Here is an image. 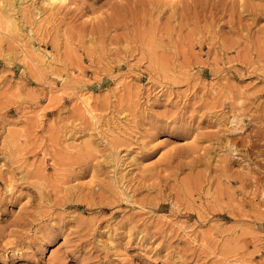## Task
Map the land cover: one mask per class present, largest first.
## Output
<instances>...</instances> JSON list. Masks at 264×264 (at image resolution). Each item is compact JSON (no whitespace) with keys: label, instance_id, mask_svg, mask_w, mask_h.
Wrapping results in <instances>:
<instances>
[{"label":"rangeland","instance_id":"1","mask_svg":"<svg viewBox=\"0 0 264 264\" xmlns=\"http://www.w3.org/2000/svg\"><path fill=\"white\" fill-rule=\"evenodd\" d=\"M71 2L84 7L29 9L21 44L0 37L14 76L0 88V151L26 180L23 195L43 192L21 206L0 201V264L35 251L46 264H100L125 226L130 245L170 259L254 264L261 237L248 229L264 206L237 202L226 165L235 129L264 112V0H248L244 14L235 0ZM24 48L52 54L51 66Z\"/></svg>","mask_w":264,"mask_h":264},{"label":"snow or ice","instance_id":"2","mask_svg":"<svg viewBox=\"0 0 264 264\" xmlns=\"http://www.w3.org/2000/svg\"><path fill=\"white\" fill-rule=\"evenodd\" d=\"M59 4L64 8L78 9L84 7V5H78L75 3H69V0H52V4H37L35 0H14L12 4H5L4 0H0V9H4L8 13L9 23H11L12 11L15 10L16 22L18 25L23 26L25 31H28V27L25 24V16L29 9L41 10L49 6H56ZM233 7L237 9L241 14H244L246 10L250 9L248 0H235ZM3 12H0V19L3 18ZM261 15L264 16V6H262ZM87 20L91 21L93 17L86 15ZM0 88L4 85H9L10 81H14V76L10 68V61L0 59ZM23 79L13 82L10 87L19 90L23 86ZM89 83H95L90 81ZM81 88L85 85L81 84ZM86 99V98H85ZM244 103L243 100L240 101ZM264 103V101H262ZM157 124L161 127H156V131L167 134V131L162 127L163 121H157ZM155 127V125H154ZM172 126L169 125V128ZM264 130V112L261 113V118L257 120L253 115L247 117V126L241 123L240 127L235 129V134L232 139L236 141L234 147H232L229 154V160L226 165L227 180L231 183L232 191L235 193V198L238 203H247L249 208H253L259 203L260 206H264V132L259 135H253V129ZM183 131L179 125L176 128V135H180ZM160 137H153V139L159 140ZM104 146H107L106 142H103ZM26 180L21 176L16 177V164L13 162V157L5 151H0V201L4 204L13 203L15 206H21L22 201H31L33 197L40 199L43 196V192L37 190L29 195H23L21 188L17 185H23ZM173 211H176V205L173 203ZM2 210V209H0ZM224 210L217 208V211ZM251 218V217H250ZM195 219V223L191 225L192 228H197L200 217H189V220ZM258 223L253 224L249 231L258 234L261 239L258 242L260 245V257L254 264H264V211L257 217ZM121 235L113 237L115 243L109 240L107 245V258L103 255L100 259V264H175V257L179 254L172 253L170 259L162 249L159 253H154L150 250H144L143 245H137L135 241L129 244L130 236L128 234L127 226L120 230ZM199 235V231L192 237V242L188 244V248L191 253L199 251L195 245V237ZM34 248L37 246H33ZM171 252V249H169ZM32 256L31 259H24L19 264H46V255L41 256L40 251H35V254L29 253ZM179 259L182 264H189L188 260L183 255H179ZM191 264H203L202 259L192 255ZM247 264V262H246Z\"/></svg>","mask_w":264,"mask_h":264},{"label":"bare ground","instance_id":"3","mask_svg":"<svg viewBox=\"0 0 264 264\" xmlns=\"http://www.w3.org/2000/svg\"><path fill=\"white\" fill-rule=\"evenodd\" d=\"M43 1V4H48V5H51L52 4V0H42ZM174 1V0H173ZM11 0H4V3L7 5V4H11L10 3ZM69 3H73L71 2V0H69ZM61 6L59 4H57L56 6H49L47 8H44V10H42L41 13H45L46 11H55V10H58ZM0 12H3V18L0 19L1 20V23H0V37L1 36H8V40H15V42H19L20 43V40L18 39V37L20 36V31H21V28L20 26L17 24L16 22V13H15V10L12 11V17H11V23H9V17H8V13L6 10L4 9H0ZM41 15V14H40ZM42 17V16H40ZM43 18V17H42ZM45 18V17H44ZM44 20V19H43ZM46 20V19H45ZM38 21V20H37ZM40 23V22H39ZM35 31V30H34ZM12 38V39H11ZM25 40V39H24ZM25 42V41H24ZM21 44V43H20ZM24 46V45H23ZM27 47V46H26ZM28 48V47H27ZM27 48L25 49L24 48V51H25V54L27 56V58L29 57L31 59V61H33L35 64L36 63H41V64H50V58L52 57L51 55H49L48 53H45L44 51H41V50H38L37 51V54L36 56L32 55L33 53L29 52L27 50ZM32 50V49H31ZM30 50V51H31ZM44 50H46L44 48ZM38 55V56H37ZM25 57V56H24ZM26 58V60H27ZM28 61V60H27ZM26 62V61H25ZM48 66H51L48 65ZM54 66V64L52 65ZM38 68H40L38 66ZM44 69V67H43ZM82 92V91H81ZM80 91H75L74 90V93H76L77 95V98L79 99L83 109L85 112H87L90 117L96 122H98L99 120V117L98 115L96 114L95 112V109L93 108V105H92V101H91V98L86 95L85 91L84 93H81ZM86 98V99H85ZM105 141V140H104ZM107 142V141H106ZM78 146V145H77ZM116 162V161H115ZM121 192V190H120ZM20 257V256H19ZM21 258V257H20Z\"/></svg>","mask_w":264,"mask_h":264}]
</instances>
